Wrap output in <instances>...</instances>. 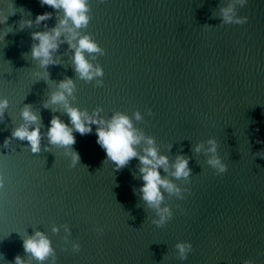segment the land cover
<instances>
[{
  "label": "water",
  "instance_id": "95a60500",
  "mask_svg": "<svg viewBox=\"0 0 264 264\" xmlns=\"http://www.w3.org/2000/svg\"><path fill=\"white\" fill-rule=\"evenodd\" d=\"M8 2L0 0V8L7 11ZM14 5L7 20L14 31L0 42V99L8 100L0 117V264H14L17 255L38 264L23 248L36 231L54 249L44 264H264V0H89L92 19L79 32L102 50L87 58L103 70L91 80L75 71L67 42L46 70L32 59L31 33L47 30L45 22L16 31L21 19L45 12L53 13L51 29L62 11L39 0ZM229 5L247 23H222L221 9ZM45 71L47 79L35 75ZM69 78L71 106L100 110L105 120L124 113L170 163L190 158L191 176L174 180L184 199L165 195L173 216L163 226L140 199L139 161L116 170L96 143L95 125L92 133H73L80 157L74 167L66 149L48 144L53 115L65 123L69 117L63 104L45 103ZM25 105L45 134L36 154L11 135L25 123ZM209 139L227 165L221 175L208 163ZM184 241L193 246L186 260L176 248Z\"/></svg>",
  "mask_w": 264,
  "mask_h": 264
},
{
  "label": "clouds",
  "instance_id": "9594fccd",
  "mask_svg": "<svg viewBox=\"0 0 264 264\" xmlns=\"http://www.w3.org/2000/svg\"><path fill=\"white\" fill-rule=\"evenodd\" d=\"M39 2L41 6L47 5L57 13L62 11L63 16L62 18L58 17V22L51 29H48L46 22L52 19V12L39 14L35 20L28 18L18 22L16 31H23L26 27L31 28L33 24L41 25L42 22H45L44 28L47 30L31 33V39L34 41L31 46L32 59L39 61L40 67L46 70L49 65L58 63L53 53L58 51L62 42H67L69 47L73 49L75 71L81 79L91 80L95 76H102V68L94 67L87 58L89 55L102 52V50L91 36L80 35L79 32V29L86 28L92 19L88 14L90 11L89 0H39ZM247 2L248 0H240L242 5ZM6 8L7 11L0 8V26H3L0 28V42L4 41L5 36L14 31L12 25L7 24L8 18L17 12L14 0H9ZM28 16H31L30 12ZM221 21L227 24L243 25L247 23L248 17L234 18L233 6L229 5L221 9ZM62 36L64 37L63 41L61 40ZM35 75L47 79L48 73L45 71ZM73 88L74 81L72 79L61 80L58 84L59 90L54 92L50 100L45 103V107H48L49 103L63 104L65 113L69 117V123H65L59 116L53 115L50 120V127L46 131L48 144L66 149L72 161L70 167H74L79 163L80 157L72 147L76 143L73 133L78 132L80 135L92 133V126L95 125L96 143L105 151L106 160L111 161L116 170L123 169L134 158L139 161V178L143 181L138 189L140 199L148 208L156 210L159 219L152 222L157 227L163 226L173 216L170 208L164 205L165 195H177L184 199L182 190L174 183V180L188 179L191 176L190 158L178 155L175 161L170 163L167 156L158 152L154 146V139L146 138L143 132L134 127L132 119L124 113L117 112L110 119L105 120L99 117L100 110L89 114L86 110L71 106L67 101L66 94L71 95ZM7 107V98L0 99V117H3ZM134 116L136 120L142 119L139 112L135 113ZM21 117L25 123L12 131V138L27 141L31 152L39 153L41 140L45 135L41 132L40 117L32 111L30 105L24 106ZM142 142H146L147 146L138 150ZM208 144L210 147L207 151L214 154L208 163L217 170V175H221L227 171V165L215 155L217 152L216 140L209 139ZM202 147L203 145L198 144L194 150L199 152ZM170 167L173 169L171 172L172 179H169L167 175ZM3 186V177L0 176V187ZM53 231H58V229L54 228ZM96 232L98 235H102L103 229L97 228ZM80 247L78 243L73 244V249L77 252L80 251ZM23 248L24 252L29 254L38 264H44L49 257H54L51 240L40 231H36L34 235L24 239ZM176 248L182 260H186L188 254L193 250L192 244L187 241L177 243ZM14 264H26V262L17 255ZM243 264H254V261L246 259Z\"/></svg>",
  "mask_w": 264,
  "mask_h": 264
}]
</instances>
